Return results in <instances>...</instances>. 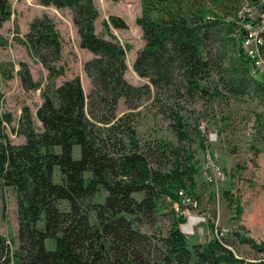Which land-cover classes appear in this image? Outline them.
Wrapping results in <instances>:
<instances>
[{
  "label": "trees",
  "instance_id": "1",
  "mask_svg": "<svg viewBox=\"0 0 264 264\" xmlns=\"http://www.w3.org/2000/svg\"><path fill=\"white\" fill-rule=\"evenodd\" d=\"M39 1L71 11L79 47L93 55L84 65L92 91L85 93L79 76L56 84L64 73L58 66L63 46L52 18H35L23 38L15 27L14 39L49 74L36 111L40 129L27 110L17 128L12 126L13 115L1 108L0 87V188L16 192L19 223L16 250L0 235V264H264V243L241 224L243 207L230 191L224 198L235 207L233 236L256 253L253 261L214 238L190 247L181 229L186 217L175 209L162 236L140 229L139 220L154 222L167 203H180V190L196 196L199 167L186 145L192 132L202 134L168 102L163 113L178 144L142 147L135 129L116 115L120 99L127 109H137L151 87L173 102L238 99L252 91L264 102V79L256 78L242 48L246 24L253 22L243 11L244 0H140L137 23L145 44L133 69L148 81L143 86L125 78L126 48L112 34L97 33L94 0ZM248 2L263 9L261 0ZM11 16V1L0 0V28ZM107 24L127 28L119 16H110ZM6 45L0 37V47ZM19 76L24 88H41L25 67ZM1 77L11 78L0 67ZM7 125L25 138L23 144L12 143ZM102 191L107 195L101 202Z\"/></svg>",
  "mask_w": 264,
  "mask_h": 264
},
{
  "label": "rangeland",
  "instance_id": "2",
  "mask_svg": "<svg viewBox=\"0 0 264 264\" xmlns=\"http://www.w3.org/2000/svg\"><path fill=\"white\" fill-rule=\"evenodd\" d=\"M12 16L2 28L0 37L7 40L5 47H0V67L11 76L10 79L0 78V87L3 94L2 110L13 115L12 126L17 128L25 110L32 117L37 128H42L36 118V111L41 106L43 99L41 89L47 84L48 71L42 64L33 58L26 47L14 38L15 27L19 29V38H23L29 30L30 23L37 17L47 15L52 18L62 40V59L58 64L64 73L56 79V84L61 85L72 78L79 76L84 91L89 95L92 91L90 78L87 76L84 65L93 58V55L79 47L77 28L72 21L71 11L58 9L54 6L45 7L39 0H10ZM99 10L96 21V31L99 34H112L119 43L126 48L127 71L126 80L134 86H143L148 83L140 78L133 69L138 52L144 47L141 27L137 18L141 15L140 0H94ZM262 5L263 1L261 0ZM243 11L250 14L254 20L258 18L259 11L244 0ZM264 9V6H263ZM110 16H119L127 24L126 29H117L109 23ZM29 70L32 80L40 83V89H26L23 87L19 72L22 68ZM258 80L264 79V74L256 76ZM151 94L143 97L137 109H127L124 99H120L116 115L122 118L126 124L132 126L140 141V146H155L158 141L177 145V138L170 128V121L163 113V105L170 104L173 111L177 110L184 115L187 122L201 130L199 138L193 132L190 135L191 142L186 147L193 153L194 162L199 167V175L196 177V196H191L197 203L193 212L195 216L207 218V222L194 228V234L187 232L185 225L181 229L187 236L188 244L192 247L196 243H204L213 238L215 224L228 227L230 233L225 237L226 245L230 246L236 256L253 261L256 253L246 245H241L235 240L233 231L235 228V207L228 205L224 198V192L240 199V205L244 207L248 201L258 196L264 197V102L261 97L252 91L250 94L238 99L227 96L223 100H213L205 103L197 100L188 102L183 100L171 101L168 96L159 94L151 87ZM173 104H178L176 107ZM98 118L102 113L98 109ZM261 116V121L258 117ZM8 126V125H7ZM7 134L12 143L23 144L25 138L12 134L7 127ZM203 141V145L200 143ZM145 148V147H144ZM74 157L80 158V148L74 149ZM219 168L221 177H213L209 182L207 176L211 170L207 166L208 160ZM107 193L104 191L98 197L103 201ZM102 199V200H101ZM255 202L249 204V215L246 216L247 224L253 231V235L264 239V223H257L253 218ZM184 215V207L179 203L170 205L167 203L164 215L156 217L151 222L146 219L138 221L140 229L147 233L162 236L166 233L171 223L170 211ZM185 216V215H184ZM186 217V216H185ZM241 224L242 220H240ZM18 214L17 194L12 188H0V235L3 236L11 250H16L18 241ZM225 242V241H224ZM48 246L52 242L48 241Z\"/></svg>",
  "mask_w": 264,
  "mask_h": 264
},
{
  "label": "built area",
  "instance_id": "3",
  "mask_svg": "<svg viewBox=\"0 0 264 264\" xmlns=\"http://www.w3.org/2000/svg\"><path fill=\"white\" fill-rule=\"evenodd\" d=\"M262 1L264 6V0ZM256 11L258 12L257 9ZM244 53L251 61L256 75L264 74V9L259 11L258 18L256 20L246 24ZM207 166L211 170V175L207 176V180L209 182L213 181V177H221V171L212 163L210 159L208 160ZM178 195L180 198V204L184 207L183 213L186 216V221L183 225H185L187 232L192 235L194 234V228L206 223L207 218L193 215V212L197 208V203L194 202L195 200L187 195L184 190H180ZM229 233L230 229L228 227L221 228L219 225L215 224L213 227L212 237L228 247V245L224 243V239Z\"/></svg>",
  "mask_w": 264,
  "mask_h": 264
},
{
  "label": "crops",
  "instance_id": "4",
  "mask_svg": "<svg viewBox=\"0 0 264 264\" xmlns=\"http://www.w3.org/2000/svg\"><path fill=\"white\" fill-rule=\"evenodd\" d=\"M255 202V206H254V213H253V218L257 219V223H264V197L259 198L258 196L255 197L254 199H251L250 201L247 202V204L244 205L243 207V214L241 215V219L243 225H245L247 227V229H249L250 231V236H252V238H254L255 240L259 241V242H263L264 243V239H262L261 237H257L253 235V231L250 228V226L247 224L246 221V216L249 215L250 211H249V204L251 201ZM264 238V237H263Z\"/></svg>",
  "mask_w": 264,
  "mask_h": 264
},
{
  "label": "bare ground",
  "instance_id": "5",
  "mask_svg": "<svg viewBox=\"0 0 264 264\" xmlns=\"http://www.w3.org/2000/svg\"><path fill=\"white\" fill-rule=\"evenodd\" d=\"M244 39H245V37L243 38V41H242V48H243V50H244Z\"/></svg>",
  "mask_w": 264,
  "mask_h": 264
}]
</instances>
